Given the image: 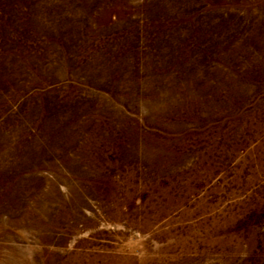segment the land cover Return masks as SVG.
Returning a JSON list of instances; mask_svg holds the SVG:
<instances>
[{
  "label": "rangeland",
  "instance_id": "rangeland-1",
  "mask_svg": "<svg viewBox=\"0 0 264 264\" xmlns=\"http://www.w3.org/2000/svg\"><path fill=\"white\" fill-rule=\"evenodd\" d=\"M0 264H264V0H0Z\"/></svg>",
  "mask_w": 264,
  "mask_h": 264
}]
</instances>
